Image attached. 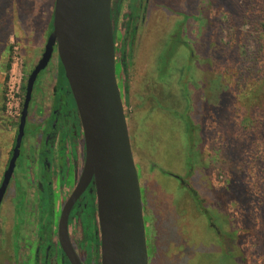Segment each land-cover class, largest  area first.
Returning <instances> with one entry per match:
<instances>
[{
	"label": "rangeland",
	"instance_id": "obj_1",
	"mask_svg": "<svg viewBox=\"0 0 264 264\" xmlns=\"http://www.w3.org/2000/svg\"><path fill=\"white\" fill-rule=\"evenodd\" d=\"M163 4L168 29L142 31L131 54L128 91H121L148 264H264V206L258 207L264 205V0ZM53 5L0 0V24L9 31L8 41L0 42V158L8 156L17 133L23 86L51 31ZM57 58L54 51L34 83L24 142L32 121L52 106ZM12 86L17 108L9 110ZM18 175L16 170L10 185ZM32 193L30 188L29 199ZM6 198L0 204V264H22L26 252L18 258L11 251ZM36 215L34 208L24 215L26 250L35 244Z\"/></svg>",
	"mask_w": 264,
	"mask_h": 264
},
{
	"label": "water",
	"instance_id": "obj_2",
	"mask_svg": "<svg viewBox=\"0 0 264 264\" xmlns=\"http://www.w3.org/2000/svg\"><path fill=\"white\" fill-rule=\"evenodd\" d=\"M112 0H54L52 28L27 76L14 147L0 184V203L24 136L33 86L55 51L80 121L84 161L57 223L69 264H81L68 233L70 210L92 184L100 264H148L138 173L115 70ZM92 191V188H90Z\"/></svg>",
	"mask_w": 264,
	"mask_h": 264
},
{
	"label": "flooded vegetation",
	"instance_id": "obj_3",
	"mask_svg": "<svg viewBox=\"0 0 264 264\" xmlns=\"http://www.w3.org/2000/svg\"><path fill=\"white\" fill-rule=\"evenodd\" d=\"M156 1V2H155ZM115 4H121L123 11L127 8V13L132 14L133 24L137 31L136 35H142L143 30H148L151 26L153 18H158L159 10L164 11L163 0H112V8L114 9ZM120 19V17H119ZM155 30H159V25H152ZM168 29V20L165 21L163 29ZM162 29V30H163ZM154 30V31H155ZM144 32V31H143ZM116 45V44H115ZM58 59V58H57ZM59 61V59H58ZM58 69V62H57ZM37 80V78H36ZM36 82V81H35ZM69 88V87H68ZM55 92H53L54 97ZM40 96H38L39 100ZM66 107L63 119L55 118L51 124L48 122V117L50 116V111L46 117L42 120L35 119L32 121V133L26 138V142L23 143L24 148L21 151L19 149V155L15 161V166L13 168L12 175L17 170L18 179L10 185L11 178L4 192L1 202L6 198L5 204L10 205L12 213V223H11V251L12 253H17L18 258L20 255L26 252V257L22 261V264H69L67 259L64 257L60 245L57 239V223L60 215L61 208L72 192L82 169L84 161V142L82 136V130L77 137H67V143L64 145L61 138V131L65 128L71 133L74 129L73 115L78 117L75 104L72 105L73 98L70 90L66 91V97H63ZM69 102L70 109L66 104ZM52 107V106H51ZM41 109L37 106L35 118L40 116ZM79 120V118H78ZM80 121L78 122V127ZM16 136V135H15ZM24 137V136H23ZM23 140V138H22ZM15 138L12 143V147L8 152L7 157L0 158V164L3 163V168L0 175V184L3 178V174L7 169L12 149L14 147ZM63 145L66 149H63ZM64 150V151H63ZM63 152V153H62ZM7 153V152H6ZM1 154L0 152V157ZM50 176V180L45 182L52 183L53 193V207H54V219L51 224V232L43 236L44 238L38 236V222L36 221L35 244L32 248H27V243H29L28 237L25 235L27 232L24 231L25 220L20 221L19 215H17L16 206L20 205L24 208V212L29 213L31 209H35L37 206V188L40 182V177ZM61 178L63 181H61ZM63 183V184H62ZM71 183V184H70ZM13 189L12 195L10 196V189ZM24 188V189H23ZM32 189V199L28 198V190ZM92 188V191H90ZM25 190L24 198L21 197V191ZM58 205L56 206V202ZM95 190L92 184H90L84 192L79 196V198L73 204L69 217H68V233L72 245L81 261V264H100V252H99V235L97 233V218H96V204H95ZM32 203V205H31ZM1 204V203H0ZM31 205V206H30ZM7 206V207H8ZM30 206V208H26ZM92 207L94 210H92ZM85 220L95 226L93 239L90 242H85L86 245H92L91 248H81L76 242L81 241L85 236V228L81 226V220ZM34 219V218H33ZM18 226H20L18 228ZM16 228V229H15ZM22 231V232H21ZM27 234V233H26ZM79 235L75 239V235ZM17 236V237H14ZM16 238L17 248L13 247V243ZM23 245V246H22ZM29 254V255H28ZM29 257V260H27ZM15 264H19L18 262Z\"/></svg>",
	"mask_w": 264,
	"mask_h": 264
},
{
	"label": "trees",
	"instance_id": "obj_4",
	"mask_svg": "<svg viewBox=\"0 0 264 264\" xmlns=\"http://www.w3.org/2000/svg\"><path fill=\"white\" fill-rule=\"evenodd\" d=\"M128 8L123 11L121 4H115L114 9L111 5V17L113 22V36H114V43L115 45V70H116V78L117 83L121 91H128V67L131 64V54L134 49V43H136V40L139 39L140 35H136L137 31L135 29V26L133 24V16L132 14L127 13ZM165 15V12L163 10H159L158 17ZM120 17V19H119ZM164 18V16H162ZM52 22V21H51ZM4 24L1 22L0 24V42H7L8 41V33L9 31H6V28H4ZM147 32H150L149 30H146ZM153 33L155 31H152ZM176 37V36H175ZM169 38L170 41H174V38ZM6 70L8 71L10 69V62L8 61L5 66ZM180 74H183V72H179ZM7 77V75H6ZM25 86H23V89ZM68 84L64 77V72L61 63L58 61V69L56 72V81L54 85V97L52 98V111L50 113V116L48 117V122L51 124L57 116L59 119H63L64 113H65V101L61 103L63 97H66V91H68ZM59 91V92H58ZM61 92V93H60ZM65 93V94H64ZM122 98V97H121ZM68 105V108L70 109L69 102L66 103ZM72 105L74 107V103L72 102ZM61 110L60 114H55L56 111ZM125 112V109H124ZM74 123L72 130V133L68 129H64L61 131V138H63L62 142H64V145L67 143V137L73 136L74 138L78 136V134L81 132L80 126L78 127V117L73 115ZM25 132V131H24ZM63 145V149L65 150L66 147ZM63 150V151H64ZM63 153V152H62ZM261 176L263 177L264 182V170L261 172ZM40 182L38 185L37 190V206L35 207L36 211V217L38 222V236L44 238L46 234H49L51 232V224L54 219V207H53V193L54 190L52 188V183L48 182L47 180H50V176L46 177H40ZM61 181L63 179L61 178ZM63 184V183H62ZM24 189V188H23ZM21 191V197L24 198L25 196V190ZM239 187L237 188L238 192ZM259 190V188L257 189ZM238 193H241L240 191ZM264 195V192L262 193ZM264 205L261 204L258 207L262 209ZM17 215L20 217L21 220H23L24 215L26 212H24V208L20 205L16 206ZM92 210L94 208L92 207ZM260 218H262L264 223V215L262 213L259 214ZM91 224V223H90ZM94 228L95 226L91 224V228L85 229V236L84 238L76 242L79 247L83 248L85 245V242H90L93 239L94 234ZM92 247V245H90ZM90 247V248H91Z\"/></svg>",
	"mask_w": 264,
	"mask_h": 264
},
{
	"label": "built area",
	"instance_id": "obj_5",
	"mask_svg": "<svg viewBox=\"0 0 264 264\" xmlns=\"http://www.w3.org/2000/svg\"><path fill=\"white\" fill-rule=\"evenodd\" d=\"M17 94V89H14L13 88V86L12 87H10V89H9V91H8V93H7V96H8V101H7V103H6V105H7V107L9 108V110H13V105L12 104H14V108L16 109L17 108V104L16 103H12V101L15 99L16 100V97H15V95ZM14 109V113L15 114H17L18 115V111H16ZM8 110V111H9ZM10 112V111H9ZM19 115H20V113H19Z\"/></svg>",
	"mask_w": 264,
	"mask_h": 264
},
{
	"label": "crops",
	"instance_id": "obj_6",
	"mask_svg": "<svg viewBox=\"0 0 264 264\" xmlns=\"http://www.w3.org/2000/svg\"><path fill=\"white\" fill-rule=\"evenodd\" d=\"M162 16H165L164 14ZM162 16L158 17V18H153L152 19V22H151V25L157 23L159 26H161V29H163V26L165 24L164 22V18H162Z\"/></svg>",
	"mask_w": 264,
	"mask_h": 264
}]
</instances>
